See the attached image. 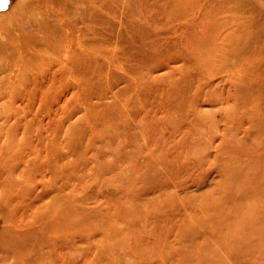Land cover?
I'll use <instances>...</instances> for the list:
<instances>
[{"label":"rangeland","instance_id":"rangeland-1","mask_svg":"<svg viewBox=\"0 0 264 264\" xmlns=\"http://www.w3.org/2000/svg\"><path fill=\"white\" fill-rule=\"evenodd\" d=\"M9 4L0 264H264V0Z\"/></svg>","mask_w":264,"mask_h":264},{"label":"bare ground","instance_id":"bare-ground-1","mask_svg":"<svg viewBox=\"0 0 264 264\" xmlns=\"http://www.w3.org/2000/svg\"><path fill=\"white\" fill-rule=\"evenodd\" d=\"M167 1H168V0H167ZM186 1H187V0H186ZM236 1H240V0H236ZM175 2H176V1H175ZM233 2H234V0H233ZM176 3H178V2H176ZM182 3H183V2H182ZM230 3H231V2H230ZM243 3L246 4V3H248V2H244V1H243ZM232 4H233V3H232ZM248 4H249V3H248ZM234 5L237 6L236 3H235ZM54 6H55V5H54ZM54 6H53V7H54ZM238 7H239V6H238ZM241 7H242V6H241ZM241 7H240V8H241ZM61 8H62V7H61ZM63 8H64V7H63ZM63 8H62V9H63ZM171 8H172V7H171ZM65 9H66V8H65ZM58 10H59V8H58ZM178 10H179V9H178ZM16 11H17V10H16V7H15L13 4H9V5H8V9H7L6 11L0 12V18H1V17H6L7 14H10V13L14 14V13H16ZM59 11H62V13H63V10L60 9ZM180 11H181V10H180ZM9 12H10V13H9ZM226 13H227V12H226ZM50 14H51V13H50ZM25 24H26V23H25ZM24 28H26V29H28V30L31 29L30 25H28V24L25 25ZM256 230H258V229H256ZM256 230H255V231H256ZM252 233H253V232H252ZM261 240H262V239H261ZM262 241H263V240H262ZM214 253H215V251H214ZM207 258H208V257H207ZM205 259H206V258H205ZM219 260H220V259H219ZM206 261H207V259H206ZM221 263H222V262H221Z\"/></svg>","mask_w":264,"mask_h":264},{"label":"snow or ice","instance_id":"snow-or-ice-1","mask_svg":"<svg viewBox=\"0 0 264 264\" xmlns=\"http://www.w3.org/2000/svg\"><path fill=\"white\" fill-rule=\"evenodd\" d=\"M7 4V0H0V7H4Z\"/></svg>","mask_w":264,"mask_h":264}]
</instances>
